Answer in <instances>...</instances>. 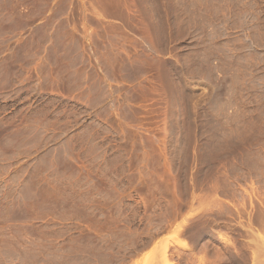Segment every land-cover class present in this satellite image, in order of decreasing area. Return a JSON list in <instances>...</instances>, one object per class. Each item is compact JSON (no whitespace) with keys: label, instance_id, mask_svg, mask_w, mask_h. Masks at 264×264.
Wrapping results in <instances>:
<instances>
[{"label":"rangeland","instance_id":"obj_1","mask_svg":"<svg viewBox=\"0 0 264 264\" xmlns=\"http://www.w3.org/2000/svg\"><path fill=\"white\" fill-rule=\"evenodd\" d=\"M52 2L0 0V264H264V0Z\"/></svg>","mask_w":264,"mask_h":264},{"label":"crops","instance_id":"obj_2","mask_svg":"<svg viewBox=\"0 0 264 264\" xmlns=\"http://www.w3.org/2000/svg\"><path fill=\"white\" fill-rule=\"evenodd\" d=\"M55 3L53 12H56L57 3L69 4L70 8L73 6H79L83 9V12L87 16L95 17L97 19H113V20H123L130 14L126 0H53ZM77 55L81 56L78 51ZM82 59H78V66L84 65ZM99 103L102 101V96H98ZM262 215L264 217V210H262ZM261 231L264 233V225L261 227Z\"/></svg>","mask_w":264,"mask_h":264}]
</instances>
